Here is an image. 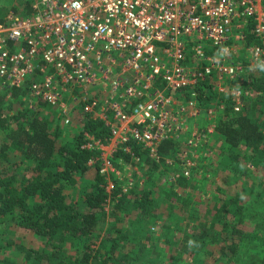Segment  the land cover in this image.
I'll use <instances>...</instances> for the list:
<instances>
[{
	"label": "built area",
	"instance_id": "built-area-1",
	"mask_svg": "<svg viewBox=\"0 0 264 264\" xmlns=\"http://www.w3.org/2000/svg\"><path fill=\"white\" fill-rule=\"evenodd\" d=\"M20 2L28 11L8 9L0 19V90H25L27 108L46 104L62 126L75 108L101 122L107 141L83 132L82 147L113 197L141 185L140 150L173 170L165 179L178 194L210 178L222 140L214 110L200 105L201 84L234 114L263 94L243 78L264 68V0ZM168 140L174 146L163 156Z\"/></svg>",
	"mask_w": 264,
	"mask_h": 264
},
{
	"label": "trees",
	"instance_id": "trees-1",
	"mask_svg": "<svg viewBox=\"0 0 264 264\" xmlns=\"http://www.w3.org/2000/svg\"><path fill=\"white\" fill-rule=\"evenodd\" d=\"M24 10L28 11V6H24ZM245 83L253 91L263 94L248 98L242 111L232 113L223 120L219 118L216 122V130L222 140L221 148L225 146L226 148L222 149L230 152L228 160L236 159L237 156H232V153L239 147L258 150L261 154V162H264V121L260 115V105L264 104V68L249 71ZM200 86L203 87L197 89L198 99L202 107H207L212 95H208V92L214 91L210 89L211 87L208 88L207 84ZM24 93L25 90L21 88L0 90V130L3 132V138L0 139V161L6 162V166L0 169V221L3 217L8 218L15 225L45 239V246H48L49 250L26 249L25 262L27 264L134 263V257L131 258L129 253L124 251L130 232L123 231V228L109 229L100 237L95 232L108 216L121 211L134 213L133 215L138 219L136 222L144 218L153 222L158 217L157 203L152 195L153 187L150 185L138 189L135 187L129 194L113 197L114 193L109 195L104 190L98 174L95 173L92 179L83 180L88 169L87 161L93 151L82 147V133L87 132L106 142L107 128L97 120L87 117L82 119L78 115L76 116L78 130L71 135V139H65L62 128L67 126H62L60 122L57 124L59 119L55 118V112L52 119L47 114L49 107L44 103H39L33 109L27 108L21 101ZM256 109L259 111L255 115ZM225 110H230L228 102ZM173 146L172 141H164L160 148L162 155H168ZM138 152L145 163H150V173L155 171L159 165L147 158L141 150ZM222 153L221 150L220 155ZM9 154H13L18 159L10 162ZM239 172L241 168L234 170L232 174L238 177ZM78 186L81 191L78 194L80 198L77 199L72 191ZM166 186L164 199L177 200L184 206L194 202L191 200V194L176 193L172 183L167 182ZM177 186L186 187L185 179L180 177ZM261 195L264 196V185L260 191ZM260 199L264 198L260 197ZM79 201L85 209L79 207ZM218 203L220 206L218 209L215 208L217 210L211 219H205L201 224L196 241L207 243L204 240L207 239L208 244L218 243L219 248L214 251L219 256H224L226 253L236 256L238 249L235 244L222 243L235 235L243 234L236 229L243 220L242 213L239 211V206L235 205V201L221 199ZM107 204H110V211L105 209ZM230 212L233 220H229L227 216ZM188 219L196 221L192 213ZM216 225H219V231L216 230ZM228 226H233L231 235L223 233L227 231ZM254 227L255 230L264 232L260 218L255 219ZM64 244L75 247L72 255L63 252ZM20 249L21 247L17 248L18 251ZM251 249L259 258L248 264H264V243L260 242L258 245L253 243ZM197 262L193 261L191 264ZM231 262H236V259Z\"/></svg>",
	"mask_w": 264,
	"mask_h": 264
},
{
	"label": "rangeland",
	"instance_id": "rangeland-1",
	"mask_svg": "<svg viewBox=\"0 0 264 264\" xmlns=\"http://www.w3.org/2000/svg\"><path fill=\"white\" fill-rule=\"evenodd\" d=\"M21 4L20 0H0V18L8 9L23 10L24 6ZM245 79L246 77L243 78L244 83ZM209 94H212L209 106L202 108L214 110L211 116L223 120L232 114L230 110L217 108L218 104L224 103L225 98L216 95L214 92H208ZM260 107V115L264 121V104ZM258 111L255 110V115ZM54 112L50 107L47 108V114L52 119H54ZM79 112V108H75L71 114V123L62 128L65 139H71V135L78 130L79 125L76 116L80 115ZM205 122L206 119L203 116L197 123L202 126L205 125ZM1 138H3V132L0 130ZM222 148L221 145L218 148L215 163L210 169V178L207 180L199 178L192 183L191 200L194 202H189L187 206L181 205L177 200L164 199V193L167 192L165 175L171 174L173 170L171 168L162 169L158 166L155 171L150 173V163L142 161L141 170L138 167L139 174L134 173L135 182L141 184V187L149 185L153 187L152 195H154L157 203L156 215L158 217L153 222L148 221L147 218L136 222L138 219L135 218L134 213L121 211L112 214L113 216H108L103 223H100L95 234L100 237L109 229L119 228L130 232L124 251L128 252L131 258L134 257V263L131 264H191L193 261H198L196 264L200 262L207 264H248L259 258L254 254L251 246L253 243L256 245L260 242L264 243V232L257 231L254 227L257 218H260L261 225L264 226V199H260V197L264 198L263 195L260 196V191L264 185V162H261V154L258 150H246L237 147L232 153V156H237L236 159L229 158L228 160L230 152L228 153ZM221 150L224 154L220 155ZM9 158L10 162L18 159L13 154H9ZM0 165V169H3L2 167L6 166V162L0 161ZM239 168H241V172L239 175L237 174L238 177H234L232 172L236 169L239 170ZM83 180H87V178L84 176ZM140 186L136 185L135 187L138 189ZM80 191V186L75 187L72 191L75 198H80L78 196ZM186 194V192L182 193V195ZM221 199L235 201V205L239 206V211L242 213L243 220L236 226V229L243 234L235 235V237L222 243L224 245L235 244L238 249L236 256L229 253L219 256L214 251L219 248L218 243L208 244L207 239H204L207 243L196 241L201 224L205 219H211V216L219 208L220 203L218 201ZM79 207L85 209L80 201ZM105 209L110 211V204H107ZM191 213L194 214L196 221L188 219ZM227 216L229 220H233L231 212L227 213ZM231 228L233 226L226 227L227 231L223 233L231 235ZM216 230H220L219 225H216ZM255 233L262 234L256 236ZM45 245L44 238L15 225L8 218L3 217L0 221V264L2 262L3 264H27L24 259L25 250L40 248L49 250V247ZM19 247H21L20 251L17 250ZM63 248L64 253L72 255L75 247L64 244ZM235 259L236 262L230 263L231 260L235 261Z\"/></svg>",
	"mask_w": 264,
	"mask_h": 264
},
{
	"label": "crops",
	"instance_id": "crops-1",
	"mask_svg": "<svg viewBox=\"0 0 264 264\" xmlns=\"http://www.w3.org/2000/svg\"><path fill=\"white\" fill-rule=\"evenodd\" d=\"M96 172L95 169L93 167H90L87 169L86 173H85V177L88 179H92L94 176V173Z\"/></svg>",
	"mask_w": 264,
	"mask_h": 264
}]
</instances>
